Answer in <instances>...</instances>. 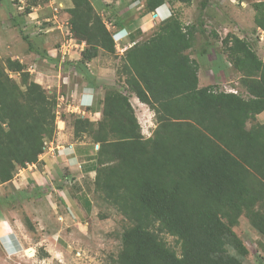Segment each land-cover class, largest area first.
<instances>
[{
  "label": "trees",
  "instance_id": "1",
  "mask_svg": "<svg viewBox=\"0 0 264 264\" xmlns=\"http://www.w3.org/2000/svg\"><path fill=\"white\" fill-rule=\"evenodd\" d=\"M71 1L70 31L86 43L74 67L98 86L88 63L101 51L116 55L100 13L107 5ZM142 1L146 12L166 2ZM253 8L256 26L264 30V0ZM155 20L156 30L120 56L118 72L128 93L107 84L99 117L63 114L74 139L93 143L94 193L102 192V199L132 222L122 232L115 264H245L249 251L234 226L244 215L264 235V122L257 119L264 111V58L249 40L228 33L223 44L247 96L201 86L200 63L189 52L196 26L173 14ZM116 24L125 25L120 19ZM22 36L34 50L28 35ZM130 93L154 113L151 135L143 132ZM57 105V95L32 79L25 63L12 57L0 62V183L12 182L20 167L38 162L47 140L57 134ZM29 195L35 194L17 190L9 200ZM158 230L178 238L180 253Z\"/></svg>",
  "mask_w": 264,
  "mask_h": 264
},
{
  "label": "rangeland",
  "instance_id": "2",
  "mask_svg": "<svg viewBox=\"0 0 264 264\" xmlns=\"http://www.w3.org/2000/svg\"><path fill=\"white\" fill-rule=\"evenodd\" d=\"M100 1L107 5L100 13L105 23L113 24L109 26L110 30L121 28L116 22L123 20V26L129 29V37L125 42L127 45L122 43L121 46H116V55L101 51L89 62L88 67L96 77L99 92L103 96L107 84H114L128 93L124 87V77H120L118 72L122 62L119 52L124 53L125 48L135 41L147 38L156 30L158 22L151 12H146L142 0ZM165 1L172 14L178 16L184 24L196 26V41L189 52L200 63V85L213 84L219 90H234L247 96L241 82V73L233 66L223 39L228 33L246 38L260 58H264V31L256 26L254 20L253 3L259 0H192L190 4L176 0ZM203 2H206L205 6L202 5ZM71 6V0H0V31H6L0 32V62L4 64V60L11 57L10 46H7L9 44H15L11 48L12 52L17 51L18 47L30 49L23 33L28 35L29 42L35 48L46 54L35 53L28 57L25 62L27 68L38 70L37 67L41 68L46 63L47 56H55L58 61L52 62V65L59 69V74L57 76L54 72L53 83L44 84V88L47 93L57 95L56 112L59 119L67 122L68 117L64 118V112L69 115L86 114L92 118L89 110L85 109L89 108L87 103L83 105L85 108L81 106L74 93L75 90H85L88 84L86 85L87 80L82 73L69 66V62L78 61L77 57L81 53L80 47L78 48L80 44L70 31L67 9ZM27 8H30V13L26 12ZM84 46L86 47L85 42ZM53 50L56 53H52ZM63 51L66 52L65 55ZM106 69L110 72H106ZM12 75L20 82L17 74L12 72ZM31 78H34V74ZM130 100L143 132L147 136L151 135L156 126L154 113L148 106H140L139 99L131 93ZM69 107L71 109L68 110ZM260 117L264 120V114ZM74 120L72 116L71 121ZM59 125L62 126L60 120ZM61 138L65 139L66 135L62 133ZM21 168L23 167L19 169ZM19 169L12 182L0 183V264H115L122 249V232L132 222L103 200L102 192L92 193V189H87L93 207L86 212L80 207L78 200H71L73 204L70 207L65 206L60 197L65 195L63 191L56 190L55 193L52 190L51 174L54 168L48 172L44 182L33 178L28 185H25V174L18 176ZM87 178L86 176L85 186ZM73 179L66 180L63 177L62 180L66 181L62 183H72ZM38 187L42 188L41 193H38ZM17 190L35 195L9 200ZM36 192L40 195H36ZM234 230L249 251L244 263L264 264V235L244 215L240 217ZM157 232L168 247L180 253V242L176 236L163 230Z\"/></svg>",
  "mask_w": 264,
  "mask_h": 264
},
{
  "label": "crops",
  "instance_id": "3",
  "mask_svg": "<svg viewBox=\"0 0 264 264\" xmlns=\"http://www.w3.org/2000/svg\"><path fill=\"white\" fill-rule=\"evenodd\" d=\"M168 11L169 10L166 8V6L162 5V7L159 10V15H160L159 17L164 18L168 14ZM1 31L6 33V31H4L3 29ZM120 36L123 38H126V34L123 32V30L120 31ZM9 42H11V41H9ZM130 42H129V44H130ZM79 44H80V46H78V48L80 47L81 52H82L85 48L84 42L79 43ZM14 45L15 44H13V43L7 45V46H10L9 52L11 53V57L14 59H18L23 63H25L27 61L28 57H30L31 55H33L35 53L44 54V52L42 53L43 50H40L37 48H35L34 50H30V49H24L23 47L22 48L18 47L17 51L15 50L14 52H12L11 48ZM132 45L133 44H131L129 46H132ZM77 50H79V49H77ZM51 52L56 53L55 50H53ZM119 53H121V54H119L120 56L123 55V52H119ZM44 55H46V54H44ZM77 58H78V60L81 58V53L79 54V56ZM45 61L47 64L43 63L41 65V68L37 67L38 70H36V68H30V69L28 68L31 75L34 74L33 79L35 81H37L38 83L42 84L43 86H45L48 83H53L55 73H57V76L59 74L58 73L59 69L55 68L54 65H52V62L58 61V59L55 58V56L49 55V56H47ZM72 63L74 64L75 62L74 61L69 62V64H71L69 66L74 67V66H72L73 65ZM66 64H68V62H66ZM51 66H52V69H49V67H51ZM106 67H107V65H106ZM106 70H107L106 72L109 71L108 69H106ZM91 73H93L92 70H91ZM87 82L88 81H86V85L88 84ZM206 85H208V84H206ZM99 89H100L99 85L98 86L97 85L91 86L88 84L85 90H82L80 92L75 90V92H74L75 94H77V96L79 98L78 102L81 106L85 105L86 103H92V105L90 107L91 108L94 107V109H90L89 112L88 111L87 112L89 114H92V116H94V114L96 113L97 117L100 116L101 107H102V104L100 103V101L104 97L99 92ZM104 94H105V89H104ZM59 99H61V98H59ZM138 103L140 106H147L146 104H144L140 101ZM79 104H77V105L79 106ZM69 105H71V104H69ZM70 107L68 108V110L71 109ZM83 107L85 108V106H83ZM79 108H80V106H79ZM89 108H85V109L88 110ZM262 114H264V111H262L261 113H259L257 115L260 122H264V120H262V118L260 117V116H262ZM57 118H58L57 122H58V129H59L58 130L59 133L57 132V134H59V135L57 136V134H56L53 139L47 140L45 150L39 156L38 162L28 164L27 167H23V168L19 169L18 176L21 174L26 175L27 179H26L25 185H28L27 183L33 178L39 182H41V181L44 182V180H46L45 178L48 176V172H50L51 168L52 169L54 168V170L51 174L52 175V177H51V179H52V182H51L52 190H54V192L56 190H59L61 192L63 191V194H65V195L64 196L60 195L62 203L65 204V206L69 205V207H70L73 200H75V202H76V200H78V203L83 210H85L86 212L91 211V209L93 207V202H92L90 196L87 195V189H89V190L92 189V193H94L93 177L96 176V170H95V162H94V159L92 157L93 154L95 153L93 143L90 141V139H87L86 137L79 139V140L74 139L72 136L71 127L67 126V123L64 119H59L58 115H57ZM59 120L62 122V126L59 125ZM151 127L152 126H150V128ZM63 129H65V131ZM62 133L66 135L65 139L61 138ZM70 145H72V146H70ZM52 162H53V164L51 165L50 163H52ZM60 173H61V175H60ZM86 176L88 177L86 179V182H88V183L85 182L86 183V186H85L84 181H85ZM63 177H66V180L67 179L70 180L72 178H74V179H73L72 183L68 182L65 184V183H62L63 181H66V180H62ZM83 178H84V181L82 180Z\"/></svg>",
  "mask_w": 264,
  "mask_h": 264
},
{
  "label": "clouds",
  "instance_id": "4",
  "mask_svg": "<svg viewBox=\"0 0 264 264\" xmlns=\"http://www.w3.org/2000/svg\"><path fill=\"white\" fill-rule=\"evenodd\" d=\"M164 6H166V8L169 10L168 11V14L164 17V18H161L162 20H166V19H168L169 17H171L172 16V12H171V10H170V7L166 4V3H164L163 4ZM162 6H159L155 11H153V12H151V14L154 16V17H156V16H160L159 15V10H160V8H161ZM113 24L111 23V24H108V27L109 26H112ZM115 27V26H114ZM110 29V28H109ZM123 30V32L126 34V38H123V37H121L120 36V31H122ZM263 30V29H262ZM264 31V30H263ZM112 35H113V38H114V41H115V43H116V46H121V44L122 43H124L125 44V42H126V40L128 39V37H129V29L126 27V26H123V27H121V28H119V29H117V28H115V30H113L112 31ZM126 39V40H125ZM123 40V41H122ZM125 45H127V44H125ZM126 47V46H125ZM125 50H126V48H125ZM234 91V90H233ZM235 92V91H234ZM92 105V103H87L86 104V106L87 107H90Z\"/></svg>",
  "mask_w": 264,
  "mask_h": 264
},
{
  "label": "built area",
  "instance_id": "5",
  "mask_svg": "<svg viewBox=\"0 0 264 264\" xmlns=\"http://www.w3.org/2000/svg\"><path fill=\"white\" fill-rule=\"evenodd\" d=\"M123 48H124V47H123ZM62 53H63V55H65V54H66V52H65V51H63Z\"/></svg>",
  "mask_w": 264,
  "mask_h": 264
}]
</instances>
